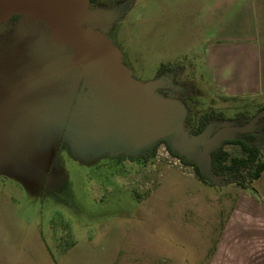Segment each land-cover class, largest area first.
I'll return each instance as SVG.
<instances>
[{
    "label": "rangeland",
    "instance_id": "rangeland-1",
    "mask_svg": "<svg viewBox=\"0 0 264 264\" xmlns=\"http://www.w3.org/2000/svg\"><path fill=\"white\" fill-rule=\"evenodd\" d=\"M201 2L66 0L61 9L102 31L135 79L155 83L152 95L184 134L203 113L223 112L209 138L260 107L219 99L204 83L187 26ZM162 64L174 71L157 78ZM0 125L11 137L8 148L0 139V203L16 206L0 252L14 242V264H208L241 187L200 180L167 143L208 169L203 146L166 136L153 113L123 132L74 43L32 8L0 21ZM225 148L242 155L239 145Z\"/></svg>",
    "mask_w": 264,
    "mask_h": 264
},
{
    "label": "crops",
    "instance_id": "crops-1",
    "mask_svg": "<svg viewBox=\"0 0 264 264\" xmlns=\"http://www.w3.org/2000/svg\"><path fill=\"white\" fill-rule=\"evenodd\" d=\"M194 13L187 24L188 42L198 37V48L189 55L201 62L204 83L219 99L264 106V0H202ZM10 138L8 130L0 133L7 148ZM253 184L254 190L237 193L208 264H264V171ZM15 209L10 201L0 203L1 239L8 241ZM76 246L63 254L70 255ZM14 247V242L3 246L0 264H14Z\"/></svg>",
    "mask_w": 264,
    "mask_h": 264
},
{
    "label": "water",
    "instance_id": "water-1",
    "mask_svg": "<svg viewBox=\"0 0 264 264\" xmlns=\"http://www.w3.org/2000/svg\"><path fill=\"white\" fill-rule=\"evenodd\" d=\"M66 0H0V21L19 9L32 8L45 17L50 24L75 45V57L87 81L97 84L100 96L115 108L121 130L135 131L137 114L153 113L164 126L165 135L171 136L189 148L193 144L203 146L205 161H209L210 147L232 137L236 132L253 129L256 120L264 116V110L242 127L226 126L206 138V130L199 135H186L164 111L163 106L152 95L154 82H141L135 79L130 69L122 62L119 49L100 30L87 31L79 19L69 17L61 5ZM231 135V136H229ZM206 165V164H205ZM202 168L212 179L214 176Z\"/></svg>",
    "mask_w": 264,
    "mask_h": 264
},
{
    "label": "trees",
    "instance_id": "trees-1",
    "mask_svg": "<svg viewBox=\"0 0 264 264\" xmlns=\"http://www.w3.org/2000/svg\"><path fill=\"white\" fill-rule=\"evenodd\" d=\"M173 71L174 68L172 65L162 64L157 73V78L168 73L171 74ZM179 99L189 108L184 98ZM262 110H264V106L260 107L258 112ZM254 116L255 114L250 115L247 112L239 113L233 118V126L242 127L250 122ZM225 119L226 117L223 112L217 113L215 110L207 111L197 117L195 123L192 125L190 134L199 135L212 124L213 120L223 121ZM187 121L190 123V117ZM163 142L166 141L163 140ZM227 144L239 145L242 150V155L232 156L225 148ZM167 146L172 154L178 156L184 163L195 168L196 174L200 180L208 182L211 179L195 160L179 155L168 143ZM155 149L156 148L153 149L152 154L155 153ZM263 150L264 116H261L256 120L253 129L247 132H236L232 137L222 140L218 146L209 150L208 171L214 177L220 178L224 185L235 183L241 188H250L254 190L252 182L260 178L264 171V158H262ZM145 159H148V156H145Z\"/></svg>",
    "mask_w": 264,
    "mask_h": 264
},
{
    "label": "flooded vegetation",
    "instance_id": "flooded-vegetation-1",
    "mask_svg": "<svg viewBox=\"0 0 264 264\" xmlns=\"http://www.w3.org/2000/svg\"><path fill=\"white\" fill-rule=\"evenodd\" d=\"M137 115H139V114H137ZM136 118H137V116H136Z\"/></svg>",
    "mask_w": 264,
    "mask_h": 264
}]
</instances>
